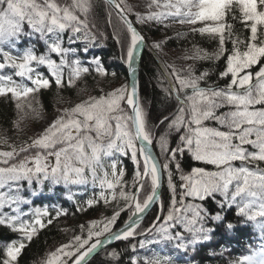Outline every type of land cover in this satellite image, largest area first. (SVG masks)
Instances as JSON below:
<instances>
[{
  "label": "snow or ice",
  "instance_id": "obj_1",
  "mask_svg": "<svg viewBox=\"0 0 264 264\" xmlns=\"http://www.w3.org/2000/svg\"><path fill=\"white\" fill-rule=\"evenodd\" d=\"M104 2L126 26L123 37L116 36L115 31L113 35L121 45L120 58L134 74L145 38L128 19L132 6L122 7L125 0ZM92 7L91 0H0V97L9 96L16 101L17 111H23V98L51 87L50 78L38 70L42 66L58 88L72 87L78 78L92 71L107 77L109 73L98 57L88 61V66L80 58L81 52L97 46L98 35H104L92 30L96 28L89 20ZM148 8L146 15L136 13V23L164 24L171 18L190 26L189 33L214 41L213 51L193 45L192 54L184 59H224L219 78H228V82L223 87L201 86L210 75L207 70L196 75L190 65L181 74L166 65V69H171L167 75L172 78L169 88L164 89L165 100L174 99L176 108L158 123H149L133 82L130 88L125 84L107 92L100 89L99 95L64 110L31 143L0 151V226L20 235L18 240L0 245V264H19L26 242L53 222L54 218L44 222L43 218L50 216L47 208L23 210V205H32V200L24 195L27 189H32L29 195L35 197L45 185L49 191L62 185L70 192L72 186L91 184L101 191L97 198L86 202L89 207L100 199L107 203L109 195L124 202L126 208L108 217L101 230L81 225L80 235L46 254L41 262L88 264L97 249L137 235L139 220L157 203L165 177L171 194L169 207L163 214L161 202V214L139 233L151 237L148 243L171 245L176 253H194L198 246L211 241L217 229L227 234L250 225L259 232L261 243L235 264H264V0H151ZM153 8L158 10L152 11ZM110 16L111 13L108 24ZM236 23L248 34L238 31ZM37 42L44 46V52L37 51ZM152 47L158 49L161 44L156 42ZM6 68H11L12 74H2ZM110 75L115 77L116 73ZM13 76L19 77L20 82ZM27 107L36 111L31 105ZM220 109L227 111L218 112ZM166 121L165 130L157 136L155 129ZM206 121H214L219 127H209ZM173 133L178 136L175 147L170 142ZM154 141L158 155L154 154ZM185 154L214 170L194 167L185 173L179 159ZM119 157H128L134 165L131 184L123 180V167L117 171ZM105 161H110V173ZM177 175L178 185L174 179ZM146 184L150 193L141 200ZM209 200L216 205L215 211L205 206ZM125 210L130 213L128 221L123 228L113 230ZM231 210L235 212V222L227 218L226 213ZM62 214L66 215V210L56 211V217ZM25 216L31 219L26 220ZM139 247H145L144 240ZM108 256L119 264L118 251L113 250ZM131 264L141 262L132 259ZM142 264L175 262L171 256H154L145 258Z\"/></svg>",
  "mask_w": 264,
  "mask_h": 264
},
{
  "label": "trees",
  "instance_id": "obj_2",
  "mask_svg": "<svg viewBox=\"0 0 264 264\" xmlns=\"http://www.w3.org/2000/svg\"><path fill=\"white\" fill-rule=\"evenodd\" d=\"M63 2V0H60ZM93 7L89 14V20L96 24V28L92 29L93 32H102L104 35H98L97 46L92 47L89 52H81L80 58L87 62L91 61L93 57H98L103 67L109 73L107 77H102L94 71L90 74H84L75 81L72 87L64 86L58 88L54 83V78L51 77L47 68L42 66L38 70L44 74L45 77L50 78L52 81L51 87L48 89H41L40 91L30 94L29 97L23 98L22 103L25 105L23 111L18 112L16 109V101L11 100L9 96L0 97V151H11L12 147L19 148L25 143H31L33 137L29 129L17 127L20 120L30 124H39L41 121L40 113L53 114L58 108L65 107L66 109L72 108L75 104L86 100L89 96L99 95L100 89L105 92L111 91L113 88H118L121 85H129V68L127 63L121 57V45L116 43L113 35L114 31L116 36L123 37L126 32V26L117 16L116 12L111 6L107 5L104 0H91ZM132 6V13L129 14L146 39V48L141 64V77L139 95L140 102L145 106L148 113L149 123L156 124L163 116H168L174 112L176 102L174 99L171 101L165 100L164 89L169 88V75L171 69H166V65L174 67L177 72L185 74L188 67L175 66L171 59L175 54L181 52L191 53L193 45H198L200 48L213 51L216 48L214 41L209 40L206 36L202 37L199 34H192L188 32L190 26L181 25L176 21L167 24H157L154 21L145 23H136L135 21V7L133 0H125L122 6ZM109 13H111V23L108 24ZM238 31L243 35H247V30L243 29L240 23L235 25ZM179 34V35H178ZM164 40L161 42L160 48H153L152 45L155 40ZM27 42H25L26 45ZM25 45H21L23 48ZM227 47L230 49L231 44ZM37 51L44 52V46L37 42ZM53 58L55 54H53ZM191 66L195 69V74L199 75L201 72L207 70L210 75L206 83L202 82L201 86L215 84L223 87L228 78L220 79L219 73L224 69L225 62L221 59L216 62L209 60H195ZM256 69L254 68L253 71ZM11 68L3 70L2 74H12ZM111 73H116L115 77ZM67 78V70H65V79ZM13 79L20 82V78L13 76ZM25 84L32 86L29 81L25 80ZM10 95V94H9ZM31 105L35 108V112L27 107ZM65 109V110H66ZM227 109H220L218 112H224ZM167 121L164 125H160L155 129V133L159 136L165 130ZM205 124L209 127H219L214 121H206ZM225 130V129H221ZM178 136L173 133L170 136V142L175 147ZM6 141V142H5ZM154 149L158 155L159 149L156 147L154 141ZM35 151V150H33ZM23 155V154H22ZM181 160L182 168L185 173L190 172L194 167H205L209 170H214L211 165H205L197 162L188 154L179 158ZM239 166V162H236ZM106 169L110 173L111 168L108 167L110 161H105ZM264 167V165H261ZM123 167L125 169L124 181L129 184L132 182L134 172V165L128 157H119L117 162V171ZM177 185L180 183L177 177H174ZM32 189H27L24 192L26 198L32 200V205H23L24 211L29 208H47L50 216L44 217V222L47 223L49 218H54L52 224L47 225L42 230H39L37 235L31 242H26L27 247L21 254L19 264H41L45 259L46 254L55 251L60 245L68 243L75 235H80V226L84 225L85 229L89 226L93 231L101 230L107 223V218L111 217L115 212L120 211L121 208H126V205L121 200H113L109 195L108 202L105 203L100 199L98 203L89 207L87 201L95 199L99 196L100 188L97 186L93 188L91 184L87 186H72L69 192L64 186H56L54 190L49 191L48 186L45 185L43 191L32 197L29 193ZM179 191V189H178ZM150 193V188L146 184L145 189L141 192L140 199L142 200L146 194ZM72 199H68L69 195ZM108 195V193H105ZM170 192L167 187L166 177L162 185L161 202L163 203V214H166L169 202ZM177 198H179L177 196ZM160 204L155 205L154 208L144 217L138 228L136 229L137 235L130 237L128 240H121L110 247H107L96 254L88 264H116L112 261L108 253L116 250L120 253L119 264H131L132 259H138L141 264L145 258H152L154 256H171L175 264H235L236 261L243 256L250 254V252L259 247L261 240L259 232L252 226L238 227L236 231L225 234L222 229H217L215 235L210 242L198 246L196 252L176 253L171 245L166 244H152L147 241L151 238L148 235H139V233L147 229L158 214H161ZM205 206L212 211L216 210V205L211 201H206ZM78 208L85 209L84 211H77ZM58 209L66 210V215L62 214L56 217ZM5 211H8L6 208ZM129 212L127 210L121 211L116 223L112 226L113 230L121 228L128 221ZM227 218L236 221L234 210L228 211ZM24 219L30 220L31 217L25 216ZM96 221L93 225L92 222ZM213 227H215L213 225ZM66 229H72L73 234L67 236ZM87 236V230L83 233ZM19 233L11 232L6 227L0 226V245L18 240ZM145 241V247L140 248L139 242ZM135 245V251H133Z\"/></svg>",
  "mask_w": 264,
  "mask_h": 264
},
{
  "label": "rangeland",
  "instance_id": "obj_3",
  "mask_svg": "<svg viewBox=\"0 0 264 264\" xmlns=\"http://www.w3.org/2000/svg\"><path fill=\"white\" fill-rule=\"evenodd\" d=\"M134 1V7H135V11L137 13H141V14H147L150 9L148 8V5L151 3V0H133ZM161 2H163V0H161ZM152 11H157L158 9H151ZM172 21L171 18H169L168 20H165L164 23L166 24H170ZM152 22V21H150ZM164 40H155L156 42H163ZM186 55H191V53H187V52H181V53H177L175 54V56L172 57L171 62L178 67H189L190 65L195 63V60H189V59H184V57ZM66 108H58L53 114H46L44 112L40 113V117H41V121L39 124H30L27 123L25 121L20 120L18 122V126L22 127V128H28L30 134L35 137L36 135L40 134L43 132V130L48 126V124H50L56 117H58L59 115H61L64 110ZM65 234L67 236H71L73 234V230L72 229H66L65 230ZM52 252V251H51Z\"/></svg>",
  "mask_w": 264,
  "mask_h": 264
},
{
  "label": "water",
  "instance_id": "obj_4",
  "mask_svg": "<svg viewBox=\"0 0 264 264\" xmlns=\"http://www.w3.org/2000/svg\"><path fill=\"white\" fill-rule=\"evenodd\" d=\"M127 14V13H126ZM128 15V19L130 21L133 22L132 18L130 17L129 14ZM134 24V22H133ZM134 26L136 27V25L134 24ZM137 28V27H136ZM137 30L140 32V30L137 28ZM141 35H143L141 32H140ZM145 38V37H144ZM145 48H146V39L144 40V43H142L140 45V48H139V52L137 54V57H136V61H135V68H136V72L134 74H132L129 70V88L131 87L132 83L135 82L136 83V86H137V94L140 98V95H139V87H140V77H141V64H142V59H143V55H144V52H145ZM154 148V146H153ZM155 150V149H154ZM154 154H157L156 151H154ZM161 192H162V187L160 189V197L159 199L157 200V204H159L160 200H161ZM154 205V206H155ZM154 206L145 214L142 215V218L139 220V225L140 223L142 222V220L144 219V217L154 208ZM125 225H123L121 228H123ZM120 229V228H119ZM121 241V240H120ZM119 241H112L111 242V245L117 243ZM110 245V246H111ZM110 246H105L103 249L107 248V247H110ZM100 251H102L101 249H97V251L95 253H93L89 258H88V262L96 255L98 254Z\"/></svg>",
  "mask_w": 264,
  "mask_h": 264
}]
</instances>
